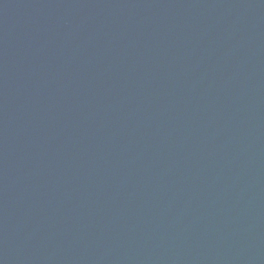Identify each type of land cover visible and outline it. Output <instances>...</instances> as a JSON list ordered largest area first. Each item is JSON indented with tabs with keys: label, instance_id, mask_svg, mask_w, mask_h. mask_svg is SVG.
Wrapping results in <instances>:
<instances>
[{
	"label": "water",
	"instance_id": "water-1",
	"mask_svg": "<svg viewBox=\"0 0 264 264\" xmlns=\"http://www.w3.org/2000/svg\"><path fill=\"white\" fill-rule=\"evenodd\" d=\"M0 264H264V0H0Z\"/></svg>",
	"mask_w": 264,
	"mask_h": 264
}]
</instances>
